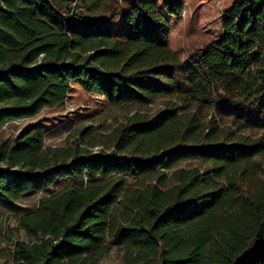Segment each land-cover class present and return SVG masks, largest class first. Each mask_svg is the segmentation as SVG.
<instances>
[{
    "label": "trees",
    "instance_id": "obj_1",
    "mask_svg": "<svg viewBox=\"0 0 264 264\" xmlns=\"http://www.w3.org/2000/svg\"><path fill=\"white\" fill-rule=\"evenodd\" d=\"M0 0V210L14 264H264V0H225L182 58L186 4ZM81 100L124 115L46 146L13 120ZM61 185L57 187V184ZM34 194L33 205L25 199Z\"/></svg>",
    "mask_w": 264,
    "mask_h": 264
},
{
    "label": "rangeland",
    "instance_id": "obj_2",
    "mask_svg": "<svg viewBox=\"0 0 264 264\" xmlns=\"http://www.w3.org/2000/svg\"><path fill=\"white\" fill-rule=\"evenodd\" d=\"M225 0H209L204 6L196 7L186 4L176 24L172 41L182 58L196 49L210 43L221 32L223 2ZM227 1V0H226ZM124 114L118 108L91 104L81 100L67 101L64 105L45 106L34 115L25 116L8 122L4 126L3 135L14 138L24 127L33 123H41L47 128L46 146H66L78 138L81 128L92 127L88 137L94 146L92 151L102 148L103 135L123 119ZM61 182L57 184V187ZM34 194L26 198L25 204L33 205L38 199ZM10 225L15 226L11 214L0 210V264H14L3 250L8 249L6 234ZM102 264H121L120 254L116 251L107 256Z\"/></svg>",
    "mask_w": 264,
    "mask_h": 264
}]
</instances>
